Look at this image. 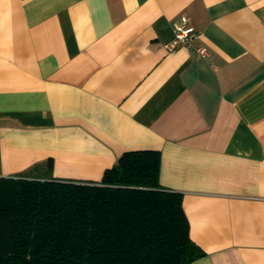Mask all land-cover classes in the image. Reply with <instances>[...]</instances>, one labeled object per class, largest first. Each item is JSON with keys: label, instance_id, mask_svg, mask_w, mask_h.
Instances as JSON below:
<instances>
[{"label": "crops", "instance_id": "0c3cea01", "mask_svg": "<svg viewBox=\"0 0 264 264\" xmlns=\"http://www.w3.org/2000/svg\"><path fill=\"white\" fill-rule=\"evenodd\" d=\"M139 149L189 264H264V0H0V177L99 181Z\"/></svg>", "mask_w": 264, "mask_h": 264}, {"label": "trees", "instance_id": "16d2710c", "mask_svg": "<svg viewBox=\"0 0 264 264\" xmlns=\"http://www.w3.org/2000/svg\"><path fill=\"white\" fill-rule=\"evenodd\" d=\"M159 166L139 149L99 181L0 177V264H189L203 251Z\"/></svg>", "mask_w": 264, "mask_h": 264}, {"label": "built area", "instance_id": "2783aa9c", "mask_svg": "<svg viewBox=\"0 0 264 264\" xmlns=\"http://www.w3.org/2000/svg\"><path fill=\"white\" fill-rule=\"evenodd\" d=\"M173 37L165 44V48L172 50L180 44H191L193 38L196 36L194 26L189 24V17L186 14H182L179 20L173 22ZM197 52L200 55L206 53V48L200 46L197 48Z\"/></svg>", "mask_w": 264, "mask_h": 264}]
</instances>
